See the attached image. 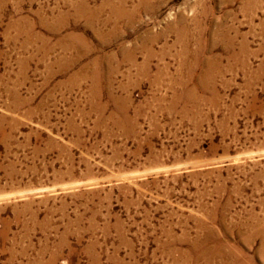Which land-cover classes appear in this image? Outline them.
Segmentation results:
<instances>
[{
	"label": "rangeland",
	"instance_id": "374dc122",
	"mask_svg": "<svg viewBox=\"0 0 264 264\" xmlns=\"http://www.w3.org/2000/svg\"><path fill=\"white\" fill-rule=\"evenodd\" d=\"M0 264H264V0H0Z\"/></svg>",
	"mask_w": 264,
	"mask_h": 264
}]
</instances>
